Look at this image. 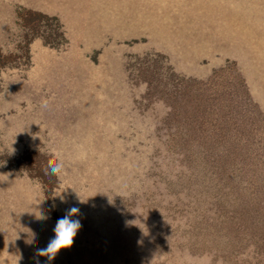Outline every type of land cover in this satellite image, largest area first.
Instances as JSON below:
<instances>
[{"label":"rangeland","instance_id":"1","mask_svg":"<svg viewBox=\"0 0 264 264\" xmlns=\"http://www.w3.org/2000/svg\"><path fill=\"white\" fill-rule=\"evenodd\" d=\"M37 261L264 264V0H0V264Z\"/></svg>","mask_w":264,"mask_h":264},{"label":"clouds","instance_id":"2","mask_svg":"<svg viewBox=\"0 0 264 264\" xmlns=\"http://www.w3.org/2000/svg\"><path fill=\"white\" fill-rule=\"evenodd\" d=\"M48 102L43 101L42 105L47 107ZM57 160L60 161L56 164L50 165V172L52 175H59L62 171L63 164L59 153H57ZM80 215V209L78 207H71L67 210L65 215L59 218L54 227V238L51 239L46 247L37 248L36 255L41 257H47L49 260H52L61 250L70 249L73 246L74 239L81 229L82 224L79 219H74ZM41 220H46L47 217L40 214ZM36 234L32 233V241L35 242ZM37 264L39 262L37 261Z\"/></svg>","mask_w":264,"mask_h":264},{"label":"bare ground","instance_id":"3","mask_svg":"<svg viewBox=\"0 0 264 264\" xmlns=\"http://www.w3.org/2000/svg\"><path fill=\"white\" fill-rule=\"evenodd\" d=\"M78 28V27H77ZM78 33V32H77ZM76 42H77V40H76ZM82 43V42H81ZM58 55V54H57ZM86 56V55H85ZM105 56H107V55H105ZM74 58V57H73ZM69 59V58H68ZM75 59V58H74ZM77 59V58H76ZM106 59V58H105ZM90 60V59H89ZM73 61V60H72ZM79 61H81L80 59H79ZM69 62V61H68ZM62 63V62H61ZM60 63V64H61ZM70 63V62H69ZM77 63V62H76ZM79 63V62H78ZM81 63V62H80ZM100 63V62H99ZM58 64V63H57ZM67 64V63H66ZM83 64V63H82ZM63 65V64H62ZM62 65H60V66H62ZM77 65V64H76ZM94 65V64H93ZM102 65H105V64H103L102 63ZM99 66V65H98ZM66 67V66H65ZM81 66H79L78 68H80ZM93 67V66H92ZM108 67V66H107ZM58 68V67H57ZM77 68V67H76ZM67 69V68H66ZM72 69V68H71ZM75 69V68H74ZM99 69V68H98ZM97 69V70H98ZM58 70H59V68H58ZM77 70V69H76ZM84 70V69H83ZM82 70V71H83ZM89 70V69H88ZM88 70H86V71H88ZM78 71V70H77ZM85 71V70H84ZM59 72V71H58ZM71 72H74V70H71ZM79 72V71H78ZM89 72V71H88ZM87 72V73H88ZM108 72V71H107ZM75 74V73H74ZM112 74V73H111ZM48 75H50V74H48ZM110 75V74H109ZM89 76V75H88ZM47 77V76H46ZM81 77V76H80ZM63 78V77H62ZM81 79V78H80ZM85 79V78H84ZM86 79H88V78H86ZM51 81V80H50ZM67 81V80H66ZM83 81V80H82ZM76 82V81H75ZM94 82H96V81H94ZM47 83V82H46ZM50 83V82H49ZM48 83V84H49ZM66 83V82H65ZM81 83V82H80ZM87 83V82H86ZM86 83H84L85 85H86ZM79 85V84H78ZM82 85V84H81ZM31 86V85H30ZM61 86V85H60ZM72 87H73V85H72ZM71 87V88H72ZM74 87H76V86H74ZM78 87V86H77ZM76 87V88H77ZM89 87V86H88ZM18 88H20V87H18ZM63 88H65V87H63ZM87 88V87H86ZM32 89H33V87H32ZM51 89H53V88H51ZM56 89V88H55ZM54 89V90H55ZM75 89V88H74ZM80 89H81V87H80ZM79 89V90H80ZM95 89V88H94ZM106 89V88H105ZM27 90V89H26ZM63 90V89H62ZM82 91V90H81ZM27 92H28V90H27ZM26 92V93H27ZM35 92V91H34ZM80 92V91H79ZM109 92H111V90L109 91ZM17 93V92H16ZM29 93V92H28ZM82 93V92H81ZM108 93V92H107ZM112 93V92H111ZM36 94V93H35ZM40 94V93H39ZM42 94V93H41ZM63 94V93H62ZM77 94V93H76ZM31 95V94H30ZM81 95V94H80ZM16 96H20V95H16ZM61 96V95H60ZM68 96V95H67ZM108 96V95H107ZM106 96V97H107ZM110 96V95H109ZM123 96V95H122ZM126 96V95H125ZM40 97V96H39ZM66 97V96H65ZM78 97V96H77ZM61 98H63V97H61ZM28 99V98H27ZM39 99V98H38ZM74 99H76V98H74ZM101 99V98H100ZM107 99V98H106ZM110 99H112V98H110ZM117 99V98H116ZM30 100H32V99H30ZM58 100V99H57ZM77 100V99H76ZM119 100V99H118ZM125 100V99H124ZM36 101V100H35ZM38 101V100H37ZM40 101V100H39ZM66 101V100H65ZM78 101V100H77ZM81 101V100H80ZM83 101V100H82ZM90 101H92V100H90ZM101 100H99V102H100ZM103 101V100H102ZM49 102V101H48ZM53 102V101H52ZM58 102V101H57ZM95 102V101H94ZM59 103V102H58ZM57 103V104H58ZM60 103H62V102H60ZM66 103V102H65ZM74 103H75V101H74ZM73 103V104H74ZM92 103V102H91ZM102 103V102H101ZM53 104H55V103H53ZM52 104V105H53ZM50 105V104H49ZM100 105H103V104H100ZM77 107V106H76ZM125 107V106H124ZM52 108H53V106H52ZM110 108V107H109ZM43 109V108H42ZM47 109V108H46ZM66 109H67V107H66ZM65 109V110H66ZM88 109V108H87ZM62 110H64V109H62ZM79 110V109H78ZM127 110V109H126ZM45 111V110H44ZM51 111V110H50ZM53 111V110H52ZM54 111H55V109H54ZM77 112V111H76ZM83 112V111H82ZM81 111H80V113H82ZM88 111H86V113H87ZM128 112V111H127ZM31 113V112H30ZM43 113V112H42ZM45 113H47V112H45ZM49 113V112H48ZM60 113V112H59ZM65 113V112H64ZM89 113V112H88ZM114 113H117V112H114ZM120 113V112H119ZM122 113H124V111L122 112ZM121 113V114H122ZM35 114V113H34ZM71 114V113H70ZM74 114H76V113H74ZM73 114V115H74ZM90 114H93V113H90ZM118 114V113H117ZM53 115H54V113H53ZM62 115V114H61ZM66 115H67V113H66ZM65 115V116H66ZM83 115H84V113H83ZM120 115V114H119ZM38 116V115H37ZM44 116V115H43ZM57 116V115H56ZM78 116V115H77ZM88 116V115H87ZM31 117V116H30ZM33 117V116H32ZM47 117V116H46ZM69 117H71V116H69ZM92 117V116H91ZM94 117V116H93ZM114 117V116H113ZM123 117V116H122ZM38 118V117H37ZM56 117H54V119H55ZM63 118V117H62ZM68 118V117H67ZM73 118V117H72ZM101 118V117H100ZM119 119H120V117H118ZM42 119V118H41ZM58 119V118H57ZM92 119H94V118H92ZM44 120H45V118H44ZM59 120V119H58ZM124 120V119H123ZM55 121V120H54ZM86 121V120H85ZM51 122V121H50ZM60 122V121H59ZM72 122V121H71ZM87 122V121H86ZM85 122V123H86ZM63 123V122H62ZM70 123V122H69ZM32 124V123H31ZM36 124V123H35ZM55 124H57L56 122H55ZM89 124V123H88ZM87 124V125H88ZM125 124V123H124ZM69 125V124H68ZM72 125V124H71ZM68 127V126H67ZM70 127V126H69ZM125 128L127 127V126H124ZM25 128V127H24ZM71 128V127H70ZM56 129V128H55ZM72 129H74V128H72ZM23 130V129H22ZM63 130V129H62ZM65 130V129H64ZM67 130V129H66ZM65 130V131H66ZM21 131V130H20ZM25 131H27V130H25ZM72 131V130H71ZM24 132V131H23ZM53 132V131H52ZM57 132V131H56ZM59 132V131H58ZM62 133V132H61ZM66 133V132H65ZM64 133V134H65ZM58 135V134H57ZM68 135V134H67ZM116 136V135H115ZM62 137V136H61ZM58 138H59V136H58ZM53 140H54V138H53ZM59 140V139H58ZM61 140H63V139H61ZM67 140V139H66ZM69 140V139H68ZM80 140H82L81 138H80ZM63 142V141H62ZM65 144V143H64ZM71 144V143H70ZM68 145V144H67ZM73 146V145H72ZM61 148H63V147H61ZM64 150V149H63ZM72 151H73V149H72ZM71 152V151H70ZM76 152H78V151H76ZM80 152V151H79ZM68 153V152H67ZM72 153V152H71ZM64 154V153H63ZM77 154V153H76ZM79 154V153H78ZM123 155V154H122ZM95 157V156H94ZM126 157V156H125ZM132 162V161H131ZM129 163V162H128ZM78 166H79V164H78ZM94 167V166H93ZM75 170V169H74ZM77 171V170H76ZM84 171V170H83ZM109 171V170H108ZM75 172V171H74ZM79 172V171H78ZM93 172V171H92ZM73 173V172H72ZM109 174V173H108ZM79 175V174H78ZM91 175H93V174H91ZM91 175H90V177H91ZM113 175V174H112ZM115 175V174H114ZM96 176V175H95ZM110 176V175H109ZM116 179H117V177H116ZM89 180V179H88ZM102 181H103V179H102ZM113 182H114V180H113ZM100 183V182H99ZM98 183V184H99ZM94 184V183H93ZM118 184V183H117ZM104 185V184H103ZM97 187H99V186H97ZM106 188H107V186H105ZM118 188V187H117ZM116 188V189H117ZM96 189V188H95ZM98 190V189H97ZM72 191V190H71ZM115 191V190H114ZM93 192H94V189H93ZM92 193V192H91ZM88 197V196H87ZM72 198H74V197H72ZM91 198V197H90ZM104 198V197H103ZM73 200V199H72ZM75 200V199H74ZM87 201H88V199H87ZM94 201V200H93ZM89 202V201H88ZM88 202H85L86 204L88 203ZM70 204H71V202H70ZM107 204V203H106ZM72 205V204H71ZM99 205V204H98ZM70 206V205H69ZM94 206H95V204H94ZM77 207V206H76ZM102 208V207H101ZM67 209H69V208H67ZM81 209V208H80ZM84 209V208H83ZM87 210V209H86ZM81 211V210H80ZM79 217V216H78ZM84 219V218H83ZM94 221V220H93ZM82 222V221H81ZM88 223H90V222H88ZM94 225V224H93ZM90 226V225H89ZM85 227V226H84ZM89 229V228H88ZM98 230V228L96 229V231ZM85 232V231H84ZM86 235V234H85ZM88 235V234H87ZM86 237V236H85ZM100 239V238H99ZM103 239V238H102ZM105 243V242H104ZM100 244V243H99ZM105 245V244H104ZM106 245H107V243H106ZM105 245V246H106ZM127 245V244H126ZM134 245V244H133ZM108 246V245H107ZM96 247V246H95ZM109 248V247H108ZM128 248V247H127ZM88 249V248H87ZM110 249V248H109ZM129 249V248H128ZM93 250V249H92ZM126 250V249H125ZM135 250V249H134ZM86 251V250H85ZM88 251H89V249H88ZM95 251V250H94ZM109 251H111V250H109ZM136 251H137V249H136ZM130 253V252H129ZM132 253V252H131ZM140 253V252H139ZM142 253V252H141ZM103 255V254H102ZM111 255V254H110ZM113 258V257H112ZM91 259V258H90ZM89 260V259H88ZM93 260V259H92ZM115 260V259H114ZM82 261V260H81ZM114 262V261H113ZM89 263V262H88ZM94 263V262H93ZM87 264V263H86Z\"/></svg>","mask_w":264,"mask_h":264},{"label":"crops","instance_id":"4","mask_svg":"<svg viewBox=\"0 0 264 264\" xmlns=\"http://www.w3.org/2000/svg\"><path fill=\"white\" fill-rule=\"evenodd\" d=\"M68 76V75H67ZM69 77V76H68ZM78 77L80 78V76L78 75Z\"/></svg>","mask_w":264,"mask_h":264}]
</instances>
